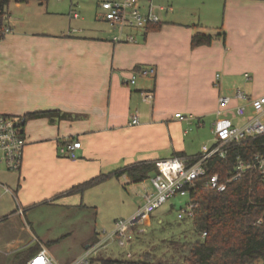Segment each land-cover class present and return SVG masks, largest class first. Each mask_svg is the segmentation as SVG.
<instances>
[{
	"label": "crops",
	"instance_id": "0c3cea01",
	"mask_svg": "<svg viewBox=\"0 0 264 264\" xmlns=\"http://www.w3.org/2000/svg\"><path fill=\"white\" fill-rule=\"evenodd\" d=\"M216 3L204 0L192 11L183 5L178 16L159 15L160 25L138 31L137 42H112L110 27L72 18L71 4L67 25L50 17L30 19L17 2L25 13L14 18L9 12L12 31L0 39V113L50 110L55 118L27 119L22 167L5 170L14 175L0 180L16 194L15 199L4 193L17 202L13 215L26 214L43 201L97 210L104 195L112 208V181L138 182L128 166L177 153L199 154L206 125L212 131L222 116L235 124L244 121L234 113L238 105L247 106V116L252 114L248 100L236 97V91L240 88L249 97L264 93V49L256 44L264 27L258 11L264 10V0H223L220 13ZM163 6L158 12L173 11L172 5ZM196 33L213 39L193 47ZM140 66H154L156 74L127 83ZM230 86H237L233 97L223 95ZM149 91L154 93L151 102L143 99ZM220 96L230 97L227 106L220 105ZM65 138L81 141L75 159L58 152V141ZM96 191L99 196L92 195ZM24 227H19L18 244L0 253V264H12L16 251L33 247V242L49 250ZM92 245L87 243L86 249Z\"/></svg>",
	"mask_w": 264,
	"mask_h": 264
},
{
	"label": "rangeland",
	"instance_id": "374dc122",
	"mask_svg": "<svg viewBox=\"0 0 264 264\" xmlns=\"http://www.w3.org/2000/svg\"><path fill=\"white\" fill-rule=\"evenodd\" d=\"M70 1L47 0L46 2H40L29 0L28 2L21 1V3L22 8L28 10L27 15L30 19L45 20L50 17L61 19L59 22L62 21L63 24L67 23L68 25L67 12L70 8ZM75 1H78L77 10L81 17L78 20H82L89 25L97 24L102 28H106L107 25V28H109L108 24L97 20V18L101 19V12L97 6L100 0ZM202 1L204 0H152V2L142 0V9L145 11L150 3L157 9L161 5H172L173 11L158 12L163 19L167 16H178L183 5L188 6V10L192 11ZM17 2V0H11L8 7L10 15L14 18L22 17L21 14L25 13V11H22L23 9L17 7ZM222 2L223 0H218V3H216L219 8L218 13L221 12ZM258 11L261 15H264L262 8ZM6 25H9V21ZM256 44L259 50L264 49V27L257 34ZM236 87L230 86L231 90H225L223 95L233 97V90ZM241 123L243 121H239L237 124ZM200 135L202 145L212 146L215 143L210 125H206L201 130ZM8 174L0 171V180L5 181L8 179ZM153 175L154 171H150L145 179L134 183L124 181L116 183L115 180L112 181V190L109 196L114 199L111 201L114 206L111 208L110 201H106L105 198L107 197L104 195V199L101 200L102 206L97 210L90 207L70 208L56 202L43 201L30 206L26 214L17 216L13 215L15 214L13 211L18 209L16 200L11 195L4 194L0 188V217L9 215L8 219L0 221V253L6 252L18 244L21 238L19 227L23 225L27 232H33L41 237L50 247L51 254L63 264L71 263L82 254L86 250L87 243L94 242L95 244L97 242L96 237L103 240L104 244L91 257V259L95 258V261L111 258L119 260L147 259L154 263L171 262V259L178 255L176 250L179 246L178 243L193 238L192 225L187 223L188 220L183 221L177 217L180 207L185 206L188 196L177 195L170 198L160 208L156 209L148 219L140 221L137 228L134 229V239L125 246H120L116 239L110 236L116 227V222L118 220H129L143 206L145 202L144 194L148 191H154L151 180ZM92 195L99 196L97 191ZM35 244L36 242H33L30 246ZM128 251L131 252L132 256H127ZM263 262V259L259 258L248 264H263Z\"/></svg>",
	"mask_w": 264,
	"mask_h": 264
},
{
	"label": "built area",
	"instance_id": "2783aa9c",
	"mask_svg": "<svg viewBox=\"0 0 264 264\" xmlns=\"http://www.w3.org/2000/svg\"><path fill=\"white\" fill-rule=\"evenodd\" d=\"M145 1L152 2V0ZM70 2L71 17H80L78 10L75 9L77 2L75 0ZM142 3V0L99 1L101 19L106 21L114 32L112 42H137L136 33L138 31H147L153 24L160 22L157 10H163L165 7L161 5L157 9L150 3L144 11ZM72 30L76 29L73 28ZM11 31L10 25H5L2 28L4 36ZM155 74L156 68L154 66H140L137 73L127 83H136L139 75L148 77ZM245 75L249 77L248 73ZM236 97L246 98L252 107L250 116H247L246 105H238L234 108L235 115L244 119L242 124H235L232 118L227 116L219 117L213 125L212 132L215 143L212 146L205 144L199 154L192 156L173 155L155 160L156 171L151 179L154 191L146 192L144 194L145 202L138 212L129 220H118L114 231L110 234L120 246L132 242L135 236L134 229L140 221L148 219L156 209L177 195L188 196L185 206L180 207L178 211V219H192L195 215L196 203L191 198V191L195 189L201 179L205 187L223 192L227 189L230 181L241 178L249 170L257 171L264 177V146L249 160L238 156L234 170L226 180L222 179L220 173L217 172L206 176L205 164L210 158L214 156L225 157L232 145H238L245 139H255L264 135V93L257 97H249L239 88L236 91ZM153 98L154 93L152 91L143 92L145 101L151 102ZM229 102V96H220L219 103L221 106H227ZM176 115L180 117L181 113ZM25 121V115L0 113V171H20L27 145L24 132ZM132 123H138V119L133 118ZM79 148H81V141L78 139L65 138L58 141L59 154L72 159L77 157ZM0 188L4 193L11 194L16 199L15 192L1 181ZM205 235L206 232L202 234V237ZM39 243V250L26 264H62L55 259L44 244ZM103 244V240H99L68 264H90L91 257ZM127 256L130 257L131 253L128 252Z\"/></svg>",
	"mask_w": 264,
	"mask_h": 264
},
{
	"label": "trees",
	"instance_id": "16d2710c",
	"mask_svg": "<svg viewBox=\"0 0 264 264\" xmlns=\"http://www.w3.org/2000/svg\"><path fill=\"white\" fill-rule=\"evenodd\" d=\"M10 1L0 0V39L4 37L2 28L8 21ZM158 25L156 23L151 27ZM212 39L211 34L196 33L192 36V46L210 44ZM25 116L26 121L32 117L55 118L54 112L50 110L29 112ZM263 146L264 135L232 145L225 157L214 156L206 162V176L217 172L226 180L234 170L238 156L249 160ZM154 170L156 166L150 161L131 164L126 168L135 181L145 179ZM191 198L196 203L195 215L183 221L188 220L187 223L192 225L193 238L178 243V255L171 262L111 258L95 261L92 258L90 264H248L259 258L264 261V177L260 173L247 171L241 178L230 181L223 192L205 187L201 179L191 191ZM204 232L206 235L202 237ZM38 250V246H33L18 251L12 264H26Z\"/></svg>",
	"mask_w": 264,
	"mask_h": 264
}]
</instances>
